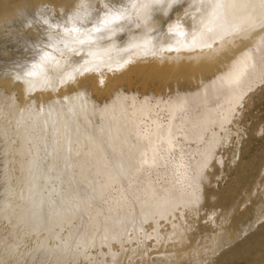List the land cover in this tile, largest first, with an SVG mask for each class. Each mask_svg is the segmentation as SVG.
Wrapping results in <instances>:
<instances>
[{
	"label": "bare ground",
	"instance_id": "bare-ground-1",
	"mask_svg": "<svg viewBox=\"0 0 264 264\" xmlns=\"http://www.w3.org/2000/svg\"><path fill=\"white\" fill-rule=\"evenodd\" d=\"M151 2L0 0V139L7 151L4 163L9 166V175L0 183L4 188L0 218L12 211L19 215L21 210L28 246L55 245L64 230L65 255L78 254L73 264H98V257L103 259L101 264H222L237 251H229L237 239L264 223V209L257 203L252 217L234 228L232 218L242 207H236V202L222 207L210 204L217 195L207 192L203 196L198 181L202 178L207 188L213 186L217 174H207L211 162L220 169L225 160L234 166L235 151L243 147L238 148L240 141L233 140V135L240 132L238 105L243 96L264 81V58L253 51L263 45L264 0H175L171 8L163 0L162 9L139 7ZM103 4L125 9L128 18L119 25L116 39L99 45L109 49L106 62L124 64L123 68L89 73L71 87L36 82L29 91L28 82L15 80L44 52L62 64L68 58L67 52L61 55L57 49H63L64 43L71 46L70 37L63 31H50L43 19L61 28L92 27L105 14ZM216 4L221 7L215 9ZM25 17L32 21L28 29L24 28ZM210 18L225 27L240 22L256 26L233 32L221 43L211 39L206 28L201 32ZM177 25V33H170L169 28ZM194 35L197 43H211L214 50L185 47L192 44ZM145 40L150 41L148 53L128 48L129 43ZM71 59L79 62L83 56ZM238 60L247 65L238 84L218 79ZM48 78L58 79L55 69L48 72ZM209 87L222 91L220 105L209 107L202 102L198 111L189 113L188 99L199 97ZM158 107L168 113L164 124L155 115ZM96 117L100 123L93 126ZM180 140L194 142L196 155L177 175L171 169H159L165 165L161 148L176 147ZM42 148L49 156L46 172L64 174L67 187L62 194L67 202L63 200L58 214L45 221L30 215L41 187ZM263 170L260 167L258 176ZM74 179L83 184L82 192L73 190ZM115 188L117 195L111 197ZM253 189L242 193L241 206L254 198ZM197 196L199 203H195ZM88 211L86 229L73 240L76 212ZM262 236L257 238L259 259L254 264H264ZM85 242L88 247L83 246ZM218 256L220 260L214 263Z\"/></svg>",
	"mask_w": 264,
	"mask_h": 264
},
{
	"label": "rangeland",
	"instance_id": "rangeland-1",
	"mask_svg": "<svg viewBox=\"0 0 264 264\" xmlns=\"http://www.w3.org/2000/svg\"><path fill=\"white\" fill-rule=\"evenodd\" d=\"M253 51L256 57L258 53H260L261 57L264 58V39H263V45L259 47L258 50L255 49ZM134 87H136L135 84L132 85V89H134ZM221 92L222 91L220 89L209 87L206 89V91L202 93V95H199V97L189 98L188 99L189 113L198 111L201 108L202 102H205L209 107H217L218 105H220L221 102L220 101ZM65 103L67 102L65 101ZM65 103L64 106L62 105L64 109L67 108L66 106L67 104ZM239 110L242 114V116L240 117L241 119L239 121V123L241 124L238 123V126L240 127V128L238 127V129L240 132L238 133L239 135H233L235 136L233 137V140L240 141V143L238 142L239 144L237 143L239 145L238 147L239 149L241 147L240 146L241 144L243 145V147H241V150L237 152L235 151L236 154L234 158L235 165L231 166L230 164H228V161L225 160L223 166L220 169L219 165L213 160L211 162L210 170L207 172V174L209 175L212 172H215V174H217L214 178V182H215L214 185L207 188L204 179L201 178L198 180L201 185V194L203 196H206L208 193L211 192H214L217 195V197L213 201H211L210 204L218 205L219 207H222L224 203L227 204V203L236 202V207L240 206V208L241 207L243 208L240 209L241 211H239V213L234 214L232 218V221L234 222L233 223L234 228L237 227L239 222L249 220L252 217L253 207L257 203H261L264 209V200H263L264 170L262 172V175L258 176V170L260 169V167L264 168V132H262V129H264V81L257 84L254 88H252L250 91L247 92V94L243 96V100L239 105ZM155 115L157 117V120L160 121L161 123L164 124L167 122L168 113L161 107L157 108ZM97 118L98 117L93 119L94 122L93 126L94 124H97L96 122L100 123V119L98 118L99 119L98 120ZM243 131L244 132L246 131L244 135L242 134ZM45 134H46L45 136L48 137L47 131L45 132ZM0 136H1V131H0ZM13 137L14 135L11 134L10 139H13ZM179 144L180 145H176V147L174 146L173 148L168 150L161 148L165 157V165L163 167H159V169L168 168L171 169L175 175H177L179 173L178 169L181 168L182 165L184 164L185 166H187L186 164L187 161L189 159H192L196 155V150L198 147L194 142L189 140H180ZM41 150H42V154L39 157V165H38L40 169L43 167L42 168L43 170L41 169L42 176L40 177V181H39V184L41 186L40 187L41 191L39 190L37 192L38 195L36 193H35L36 195H34L33 200L36 201H34L35 203L33 202L34 205L33 207L30 208V215L31 216L33 215L32 217L34 216L36 218L38 217L39 219L38 218L37 219L40 221L43 220L45 221L44 218H46L47 220L50 217L49 215H53V214L57 215L60 210V207L65 204L64 202H67L64 200L63 197L65 195L66 192L65 190H67V187L66 184H64L65 183L64 181L65 177L63 176L64 174L59 175L55 171L51 173L46 172L45 169L47 167L46 159L49 156L46 154V150H47L46 148L45 149L42 148ZM6 152L7 151L3 144V140L1 142L0 139V183L2 184L4 181L3 179L9 175V170H8L9 166L4 163V159H3L6 155ZM216 152L219 153L220 150L217 149ZM219 169L221 172L219 171ZM187 171L189 175L193 176V172L190 169H188ZM56 174L58 175L56 176ZM160 177H158L157 181L162 182L163 178ZM74 180L73 182H71L72 187L75 188L73 190H78L79 192L80 191L82 192L85 189L83 184L78 183L76 180L75 181ZM256 181L258 182V185ZM254 183L256 184L255 186H253ZM2 184H0V187ZM73 184L76 185L74 186ZM80 184L82 185L81 187ZM76 186L78 187V189H76L77 188ZM63 187L65 190L63 189ZM252 187L254 188L252 192L253 195L252 198L253 197L254 198L251 199L250 202H247L246 204H243V206H241L243 201L242 193L244 191L251 190ZM254 190H256L258 194L259 193L261 194L258 195L257 193H255L256 191ZM39 192L40 194L41 193L42 194L40 195ZM116 195H117V188L113 189L110 193L111 197ZM3 196H4V188L2 185V187L0 188V197H1L0 204L2 203L1 201L3 200L2 199ZM41 202L43 204V207L45 206L44 208L41 207L42 206V204L40 205ZM97 204L101 206L103 202H99ZM55 205L57 206L55 208L56 210L54 209ZM57 208L59 209L57 210ZM33 209L37 210V212L34 211ZM7 210H12V207H8ZM21 212L22 211L20 210V213ZM31 212L33 214H31ZM20 213L19 215L18 213L13 214L12 211V214H10L8 217L0 218V264H73L75 262V259L78 257V254L76 252L73 255H69V256L65 255L64 253V251L66 250V246L63 245L65 240L64 230H61L59 232V237H58L59 241L55 245L43 244V243H36L33 246L26 245L25 242L26 236L24 235L25 222L20 221V217H19ZM43 213L44 215H42ZM46 213L47 215H45ZM76 213H77L75 215L76 228H75L73 240H75L76 237L80 235L83 232V230L86 229L87 226L86 222L90 217V211L85 212L83 214H80L78 212ZM40 215L41 218L39 217ZM41 230L42 231L44 230V226L43 229ZM262 235H264V223L258 228L257 227L253 228L249 232V234L243 235L242 237L237 239L232 244L230 249L228 248L229 251H231V249L232 250L237 249V251L234 254L229 255L227 259L223 261L222 264H254V261L259 259V256L256 255L255 252L259 249L257 245L258 243H260L259 241L260 239L257 240V238L258 237L263 238ZM87 245H88L87 242L83 244L84 247H88ZM228 249L227 250L225 249V251H228ZM220 257L221 256L215 258L214 263H217L220 260ZM97 263L98 264L103 263L102 257L97 258Z\"/></svg>",
	"mask_w": 264,
	"mask_h": 264
},
{
	"label": "snow or ice",
	"instance_id": "snow-or-ice-1",
	"mask_svg": "<svg viewBox=\"0 0 264 264\" xmlns=\"http://www.w3.org/2000/svg\"><path fill=\"white\" fill-rule=\"evenodd\" d=\"M175 0H168V7L171 8ZM104 9V16L100 17L97 22L92 27H63L60 25L50 24L47 19H43L42 23L48 27V29L63 31L66 36L70 37V43H64L63 49H57L63 55L64 52L68 53V58L64 60L63 64L60 60L56 59L55 56L51 55L49 52H44L40 57L39 61L33 63L27 71H23L21 74L15 76L17 82L23 80L29 83V91H32L35 87L36 82L42 85L50 86L51 84L67 85L71 87L76 84L80 78H85L89 73L101 72V69L107 68L109 71L117 70L123 68L125 65L117 63L113 65L112 63L106 62L105 57L109 49H101L99 45L101 43H108L116 39V31L119 29V25L127 22L128 18L123 14L125 9L118 7L110 8L108 4H103L101 6ZM136 8L137 5H132ZM139 7L147 8H164L163 0H152L149 4L140 5ZM215 9L221 7L220 4L213 6ZM78 17V14H77ZM26 23L24 28L28 29L32 25V21L25 17ZM71 21H66V24ZM80 21L77 19V23ZM203 24V22H201ZM256 26L254 23L240 22L235 23L231 26L225 27L224 25H216L214 18H210L208 24H205L201 29L203 33L204 29L210 35L213 40H223L231 35L233 32H239L245 28H250ZM179 26L175 28L170 27L169 32L176 34ZM180 36H185L183 31H179ZM186 38V37H185ZM150 41L145 40L143 43H129V49H142L144 53L151 51ZM185 47H207L210 50H214L213 44L205 42L197 43L195 35L193 36V42L191 45H184ZM87 49V50H86ZM128 49H126L127 51ZM152 54H155L154 52ZM73 55L83 56L79 62H75L71 59ZM127 61L125 62V64ZM75 65V66H73ZM247 67L243 60H238L233 63L228 73L224 74L218 79L225 81L229 85L238 84L244 69ZM55 69L58 79L50 81L48 78V72ZM101 84L104 83L103 80L100 81ZM207 87V86H205ZM83 95V94H81ZM67 99V98H66ZM239 106V105H238ZM264 132V129H262ZM146 163V161H145ZM195 203H199V197L195 198Z\"/></svg>",
	"mask_w": 264,
	"mask_h": 264
}]
</instances>
